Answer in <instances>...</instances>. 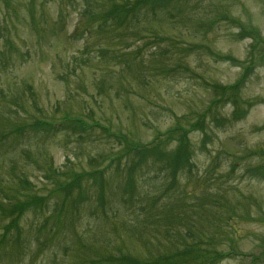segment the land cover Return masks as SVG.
I'll return each instance as SVG.
<instances>
[{
	"label": "rangeland",
	"instance_id": "rangeland-1",
	"mask_svg": "<svg viewBox=\"0 0 264 264\" xmlns=\"http://www.w3.org/2000/svg\"><path fill=\"white\" fill-rule=\"evenodd\" d=\"M104 1L0 0V203L18 210L29 201L19 217L0 210V264H98L109 255H118L110 264L142 263L166 239L149 231L163 226L203 246L215 234L209 244L232 250L216 264H264V0H170L135 9L116 30L98 12ZM115 1L129 13L134 0ZM84 7L99 17L90 26ZM66 113L136 144L180 120L189 126L184 161L172 165L173 142L132 169L133 154L111 161L124 146L101 130H35L36 120ZM42 157L62 176L43 180ZM76 175L81 195L80 179L70 194H50ZM115 209L128 210L119 226L130 239L116 235L118 223L113 230ZM145 209L159 216L137 226Z\"/></svg>",
	"mask_w": 264,
	"mask_h": 264
},
{
	"label": "trees",
	"instance_id": "trees-1",
	"mask_svg": "<svg viewBox=\"0 0 264 264\" xmlns=\"http://www.w3.org/2000/svg\"><path fill=\"white\" fill-rule=\"evenodd\" d=\"M112 1V0H110ZM170 0H134L131 5L129 6V13L124 12L123 8L124 5L122 4V2L120 1H115L116 5H114L113 9L110 11H107L104 15L108 16V19H111L112 21H115V23H119V25L117 24L116 29L123 27V26H127L128 23L130 22H134L135 18H137V13H139V10H142L143 8H155L156 10L161 9V6L163 4H165L166 2H168ZM127 4V3H125ZM135 9H137V13H135ZM123 14V15H121ZM87 15V16H86ZM82 16L87 17V21H85V24H87L88 26L92 25L91 23L95 20L98 19L94 18L92 15L90 16L92 18L91 23L88 20L89 17V13H84L82 14ZM100 16H103L102 14ZM89 17V18H90ZM129 22H128V20ZM155 38L157 39V37L155 36ZM252 48V47H251ZM235 86H233L232 88H234ZM223 91L222 94L226 93V91L230 90V87L228 88H221ZM235 90L229 91L228 94L231 93V96H233V93L235 94ZM220 95H222L221 93H219ZM236 95V94H235ZM237 100V97L235 96L234 101ZM216 101L213 100L210 103V106L208 107L207 111L209 112L211 109V106L214 105ZM41 122V121H40ZM39 122V120L35 123L34 122V126L40 128L41 123ZM196 126H203L202 125V121L201 124H199V122L195 123ZM82 127V126H80ZM188 124L184 125L182 123V121L177 120L176 121V125L169 128L165 133L162 134H158V136L154 139V141L152 142V144L150 146H153L151 149H149L148 147L150 146H143V145H138L136 143H134L133 140L128 139L126 136H124L123 134H121L119 132V134L116 135V138H118V142H120L121 144H123V148H122V152L119 153L118 155H116L115 158H112L111 161L114 160H119L121 159L120 157L125 156L127 154H133L135 155V157H133V163L131 165V168L133 169L134 167L137 166V168L139 169L140 167V163L143 161V159L146 158V155L149 154H153L151 157L153 159H158V153L159 151H161L162 149H159L160 145H166V144H171L173 142H177L178 147L175 149V153H174V157L176 158L175 160H172V165L174 166L173 163H177L176 165H180V162L184 161V156H181V154H186V142H184V140L187 137V128H188ZM72 128V127H71ZM79 127L74 126L72 129L76 130ZM187 129V130H186ZM119 158V159H118ZM175 168V166H174ZM42 170L45 172L44 175H42V178L44 180L47 179H52L55 176H58L60 174H62V172L57 173L56 170H51V166H47V168H42ZM103 169H93L91 170V173L85 175L86 173H83V175H85L87 177L86 180L90 181L91 176L95 177L97 175L101 174V171ZM58 171V169H57ZM168 174V173H167ZM62 176V175H61ZM82 175H76L75 177L69 178V182L70 185L73 184L75 181L80 179L79 183H76V190L79 193L80 191V195L85 191L83 189V187L85 185H83V181H81L83 178L81 177ZM84 176V177H85ZM130 181V182H129ZM129 183L125 184L126 189L128 190V192L130 193L133 190V182L131 180V178L129 179ZM95 185H99V184H95ZM93 185V186H95ZM55 188L53 189H57V188H62V186H60V184L57 182L55 185ZM83 186V187H82ZM100 187V185H99ZM69 188H67L66 193L70 194L71 191L68 190ZM74 188H71L70 190H72ZM100 196L103 195L102 191H103V186H101L100 188ZM172 195V194H171ZM128 200L130 201L131 199V195L130 198L129 196ZM85 202V201H84ZM178 203V207L176 209L179 210L180 208V201L177 200ZM98 204V203H97ZM99 205V204H98ZM105 205L104 202H102L99 206L103 207ZM26 204H22L19 211L22 212L24 210V208L26 207ZM118 206V204H117ZM130 206L133 207V203H130ZM102 212L105 211V209L101 210ZM111 211V210H110ZM136 211V210H135ZM134 211V212H135ZM125 214H121V212H119V209H115L114 210V214L115 217H113L116 220V223H114L113 225V230L115 229V224H117V229L118 231L116 232L117 236H121L122 233L124 232L125 234H127V238L130 239V235H134L135 233H131L130 231V235L126 230H121V226H119L120 224H124L126 222V218L128 216V210L124 211ZM105 213V212H104ZM141 219L138 223H136L137 226L143 225V224H149V225H153V222L155 220V218H158L157 216H159V214L157 213V215L154 214L153 209H145L144 211H141ZM156 222L159 223L161 222L159 219H156ZM173 222V221H171ZM149 232L152 233L153 236L156 235H160L163 236V238L166 239H162L161 241L157 243V247L155 248V253L152 252H148V257L146 260H144L142 263L139 262L137 259H133L132 260V264H216L219 261L222 260L224 254V252H219L218 250L215 249V247L212 246V244H209L210 242H214V235L212 234L210 235V237L208 238V243H206L205 246L200 244V241H188V239L186 238V236L182 235L181 232L175 228H169L166 226H163L161 228L158 227H154L152 230H150ZM147 239V236H146ZM166 243L167 244V248L164 247L162 244ZM232 250H230L229 252H231ZM119 252L121 254H124L120 251ZM227 254H230V253ZM116 257L118 255H115ZM113 256H104L101 258H96V261L98 262V264H110V262L112 261L111 259L116 258ZM120 259V258H117ZM80 264H87L86 260L84 261L83 258L81 259Z\"/></svg>",
	"mask_w": 264,
	"mask_h": 264
}]
</instances>
